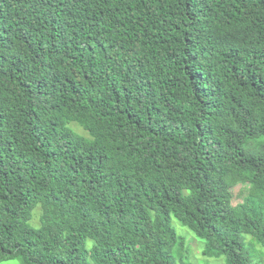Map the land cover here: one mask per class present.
<instances>
[{
    "label": "trees",
    "instance_id": "obj_1",
    "mask_svg": "<svg viewBox=\"0 0 264 264\" xmlns=\"http://www.w3.org/2000/svg\"><path fill=\"white\" fill-rule=\"evenodd\" d=\"M176 220L264 264V0H0V264H194Z\"/></svg>",
    "mask_w": 264,
    "mask_h": 264
},
{
    "label": "rangeland",
    "instance_id": "obj_2",
    "mask_svg": "<svg viewBox=\"0 0 264 264\" xmlns=\"http://www.w3.org/2000/svg\"><path fill=\"white\" fill-rule=\"evenodd\" d=\"M70 126L75 128L78 133L85 135V136L87 135L86 132L80 126H77L76 124H70ZM239 191H240V187H237L236 193L238 194ZM238 202H240V200ZM238 202H236V203H238ZM40 217H41V212L37 211L36 216H35V221H34L35 224H37V225L40 224ZM175 225L181 234H185L186 232L189 233V234H187V241H188V245H190V249H191V261L194 264H198V262L205 260V258L202 256V250L204 248V243L197 240L193 236V234L188 229L181 226V224L177 220L175 221ZM194 238L199 243H197ZM90 244L91 243H89V245ZM200 244L202 245V248H201ZM3 264H20V263L18 261H11V262H7V263H3ZM209 264H224V262L223 261H216V262L215 261H209Z\"/></svg>",
    "mask_w": 264,
    "mask_h": 264
}]
</instances>
